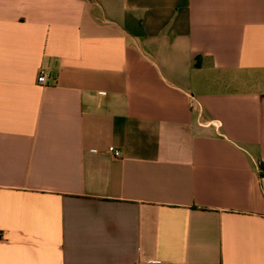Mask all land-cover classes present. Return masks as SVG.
<instances>
[{"label": "crops", "instance_id": "1", "mask_svg": "<svg viewBox=\"0 0 264 264\" xmlns=\"http://www.w3.org/2000/svg\"><path fill=\"white\" fill-rule=\"evenodd\" d=\"M263 172L264 0H0V264H264Z\"/></svg>", "mask_w": 264, "mask_h": 264}, {"label": "built area", "instance_id": "2", "mask_svg": "<svg viewBox=\"0 0 264 264\" xmlns=\"http://www.w3.org/2000/svg\"><path fill=\"white\" fill-rule=\"evenodd\" d=\"M38 82L39 83H45L46 82V76L45 74H41V76L38 78ZM109 152L112 153L115 157L119 156V152L115 151L113 148L109 149ZM141 264H159V262L157 261H147V262H143Z\"/></svg>", "mask_w": 264, "mask_h": 264}, {"label": "trees", "instance_id": "3", "mask_svg": "<svg viewBox=\"0 0 264 264\" xmlns=\"http://www.w3.org/2000/svg\"><path fill=\"white\" fill-rule=\"evenodd\" d=\"M262 175H264V172L262 173Z\"/></svg>", "mask_w": 264, "mask_h": 264}]
</instances>
